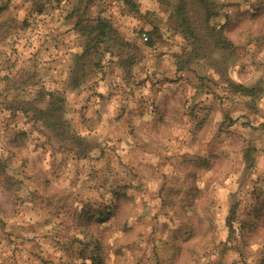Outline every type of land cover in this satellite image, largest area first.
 <instances>
[{"label": "rangeland", "instance_id": "374dc122", "mask_svg": "<svg viewBox=\"0 0 264 264\" xmlns=\"http://www.w3.org/2000/svg\"><path fill=\"white\" fill-rule=\"evenodd\" d=\"M113 1L88 17L108 19L121 43L77 69L82 48H63L40 2L0 0L1 264H264L262 0H211L234 45L211 58L225 64L218 74L177 72L178 0H154V19L144 2ZM111 6L121 20L164 25L173 44L122 36ZM231 80L252 95L233 94ZM51 92L63 102L57 126L38 114ZM73 101L90 109L86 131ZM23 213L40 235L11 234Z\"/></svg>", "mask_w": 264, "mask_h": 264}, {"label": "trees", "instance_id": "16d2710c", "mask_svg": "<svg viewBox=\"0 0 264 264\" xmlns=\"http://www.w3.org/2000/svg\"><path fill=\"white\" fill-rule=\"evenodd\" d=\"M47 5H49V2L46 0L40 2L38 10L41 6L47 8ZM220 15L221 13L216 9L215 4L212 3L211 0H178L173 17H171L176 20L174 32L179 37V40L175 41L177 43L179 42V46L177 44L179 49L175 50L173 53L177 65V72L186 70L194 71L196 70L195 66L200 68L210 65L214 67L212 69L213 74H218V72L225 73V64L220 68L216 65V61L212 64L210 61L211 58L218 55V53L228 54L229 52H233L234 49L233 43L228 38L225 23L217 22V18ZM72 18H76L74 26L76 33L80 37L86 38V42L81 46L82 51L75 56L78 60L75 64L77 69H84L85 61H91L92 55L97 56L103 43H108L113 39L118 41V43L122 41L119 35L113 30L108 19L104 17L100 16L96 20H92L82 12V9H77V11L74 10L72 12ZM143 34L149 35L148 40L145 41L146 45L155 48L156 41L152 40L154 36H152L151 33H142V31H138L136 37L143 39ZM258 40L259 38L255 40V43ZM132 42L136 44L135 41ZM171 44L173 43L170 42L167 46L169 47ZM207 61H209L210 64L205 63ZM229 86L234 90L233 94L239 93L248 97L252 95V89L242 84H237L232 80ZM49 95L51 96L49 108L38 111V114L40 112L41 116L48 115V118L44 119L48 125L52 126L53 124L57 126L54 120L56 114L61 110L63 102L61 95L58 93L54 94L51 92ZM57 97L60 99H57ZM18 110L27 113V110L21 107L18 109L11 108L13 112ZM34 118H36V116ZM84 138L83 136H77L76 142H79V140L85 141ZM79 158L83 160L86 159L85 156L82 157V154H79ZM229 227L232 228L230 223Z\"/></svg>", "mask_w": 264, "mask_h": 264}, {"label": "crops", "instance_id": "0c3cea01", "mask_svg": "<svg viewBox=\"0 0 264 264\" xmlns=\"http://www.w3.org/2000/svg\"><path fill=\"white\" fill-rule=\"evenodd\" d=\"M38 1L42 2L44 0H38ZM46 1L49 2V6L47 8H45V6L39 7L40 8L39 12L42 13V16L45 13H49L51 18H49L48 23L51 27V30L55 33H59V34L63 33V35L60 36L59 38V42L61 43V45H63V48H66L67 50H71L77 47L81 48V46H83L84 43L86 42V38L80 37L78 34H76V31L74 30L76 18H72V12L74 10L77 11V9H80L82 5L85 6L88 1H91L92 4H96V5L92 7L93 9H88V10L85 9V15L91 18H96L99 15V9H98L99 5L111 4V1L114 3L113 0L111 1L110 0H46ZM138 2L139 3L144 2L141 3L142 6H140V11L142 13L150 11L148 15L152 19H154V16L156 15H154V13L151 12H154L157 8H158L157 10H160L159 5L155 3L154 0H138ZM261 5L264 6V0L261 1ZM110 8H112V10H110L109 13L111 14L112 17H114V21L116 23L115 25L122 36H124L126 32L127 34L130 33L131 37H134L135 33L142 29L145 32L151 33V31H154V29L157 28L155 30L162 32L163 38L157 40L158 42H156V47H166L171 42V40L168 39V35L164 34V30L167 31L164 25L163 26L158 25L156 24V21L153 24L150 23L147 25L143 23L139 25L140 22H137L132 18H122L121 20L120 17L122 16L114 12V7L111 6ZM83 10L84 9H82V12L84 13ZM111 11L114 13H111ZM116 14L117 16H114ZM66 63L68 64L69 61H65V64ZM56 64L58 63H55V65ZM175 92L176 93L180 92L181 94L182 91L175 90ZM192 94H195V92ZM76 104L77 101H73V105H71L70 107L71 109H69V112L73 117L75 116V122L78 123L79 128H81L83 131H86L85 124H88L89 120L83 124L82 121H84V119L82 120L81 118L82 115H86L89 117L90 109L86 110L83 107H80V106H84L82 105L81 102L77 105ZM10 228L13 230V232L11 233L12 235H40V231L38 229L39 225L37 224V218L32 217V215L31 217L28 214L25 215V213L14 218V222L10 225ZM4 241L5 240L3 238H0V252L9 250V246L5 245Z\"/></svg>", "mask_w": 264, "mask_h": 264}, {"label": "built area", "instance_id": "2783aa9c", "mask_svg": "<svg viewBox=\"0 0 264 264\" xmlns=\"http://www.w3.org/2000/svg\"><path fill=\"white\" fill-rule=\"evenodd\" d=\"M226 13L229 14V15H232L233 14V10L229 8V9L226 10ZM143 40L147 41L148 37L146 35H143Z\"/></svg>", "mask_w": 264, "mask_h": 264}]
</instances>
